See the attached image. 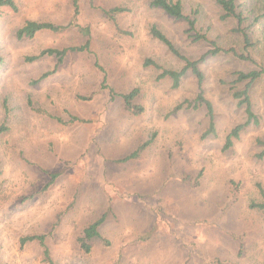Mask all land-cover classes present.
I'll return each mask as SVG.
<instances>
[{"label": "rangeland", "instance_id": "374dc122", "mask_svg": "<svg viewBox=\"0 0 264 264\" xmlns=\"http://www.w3.org/2000/svg\"><path fill=\"white\" fill-rule=\"evenodd\" d=\"M14 2L17 10L0 7V263L47 264L40 244L22 242L39 234L55 264H264V212L251 206L264 202V74L249 89L258 124L223 149L246 122L233 95L246 85L237 72L264 69V0H235L240 25L215 0H181L195 28L228 50L214 56L150 0ZM115 6L126 10L104 13ZM27 19L64 28L18 38ZM152 25L187 58L205 55L198 66L214 134L205 135L206 106H193L192 71L176 88L158 78L184 62L151 36ZM85 45L61 61L28 60ZM134 89L137 115L121 97ZM100 218L85 252L82 231Z\"/></svg>", "mask_w": 264, "mask_h": 264}, {"label": "trees", "instance_id": "16d2710c", "mask_svg": "<svg viewBox=\"0 0 264 264\" xmlns=\"http://www.w3.org/2000/svg\"><path fill=\"white\" fill-rule=\"evenodd\" d=\"M216 3L221 7L223 11V18H234L237 20L238 25H240L243 21V18L241 16V13L237 11V5L235 3V0H215ZM75 9H77V3L76 1L73 2ZM2 6H8L12 8L13 10H17V6L14 2V0H0V7ZM150 6L161 9L167 16L175 19V20H182L187 23L188 28L186 29V33L188 36L194 41H206L210 49L207 51L205 55H211L214 56L220 52H226L228 50L220 48L215 42L209 40L205 34L201 33L195 28V17H192L191 15L185 14L183 11V5L181 0H150ZM104 13L109 17H114L116 13H120L126 10L124 7L115 6L107 9H103ZM77 13V10H76ZM64 25L62 24H54L52 22L48 21H36L27 19L23 23L22 26H20L16 30V36L18 38H31L33 37L37 32L42 30H48L52 32H58L63 30ZM237 32H242L243 35V43L245 48L248 46H251V41L249 39V36L247 33H245L241 27H237L235 29ZM150 34L153 38L160 41L162 44H164L167 49L175 56H177L179 59H181L184 62V65L179 70H173V69H162L161 73L158 75V78L163 77H169L172 80V87L176 88L181 78L186 74L188 70H191L194 74L197 84H198V93L194 99V105L197 106L198 104H204L207 108V112L209 115V124L205 131L206 134H214L215 132V124L213 121V108L212 104L209 100H207L203 95V88H202V81H203V73L200 70L198 64L200 61H202L205 58V55H203L198 60H191L187 58L186 56L182 55L180 51L177 49V47L174 45V43L170 40V38L162 32L161 29H159L156 25H152L150 28ZM85 46H79V47H71L69 49H54V48H47L42 51L38 55L28 57V60H35L38 57H41L45 54L48 55H54L57 57L58 61H61L64 54L67 52V50H81L84 49ZM232 50V49H231ZM242 58H248L245 55L241 56ZM2 59L0 58V62ZM146 65H154L157 68H160L157 63H155L152 60H146ZM161 69V68H160ZM264 74V69L262 68H256L248 72L239 71L237 72V81H244L246 83L245 88L236 90L233 92L234 97L238 100V104L243 106L246 113V122L244 124H240L235 126L230 133L227 135L223 149L230 148L233 143V138H237L239 136L240 130L246 125V124H258L257 123V117L253 112L252 109V103L250 99L249 89L253 82H255L257 79H259ZM48 75V72L41 75V78ZM137 91L136 89L132 90L129 93L121 94L122 99L124 100L125 106L128 111L132 112L133 114L137 115L143 112L144 108L142 105L134 103L133 98L136 95ZM188 106H191V103H188ZM180 105H178L175 109L179 108ZM6 130V127L4 125L0 126V132ZM259 143L262 145V151L260 152L259 156H264V141H259ZM147 143L142 144V146L136 151L131 153L129 157H134L138 154V151L144 147ZM127 157V158H129ZM264 197V193H263ZM252 207H256L259 210L264 212V202L254 203L251 205ZM101 222V218L89 223L87 226L84 227L82 231V236L79 238V244L80 248L88 252L90 250L89 240L93 237L99 236V233L97 231L98 226ZM26 241H36L38 244L42 247L43 252V258L44 261L47 264H55L53 259L50 256V252L48 247L45 244V237L43 235L35 234V235H29L24 238H22V242ZM1 264V263H0Z\"/></svg>", "mask_w": 264, "mask_h": 264}]
</instances>
